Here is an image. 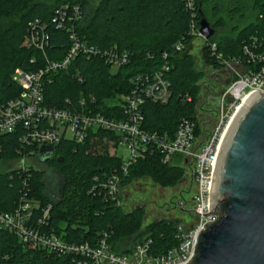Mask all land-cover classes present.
Segmentation results:
<instances>
[{
  "label": "trees",
  "instance_id": "obj_1",
  "mask_svg": "<svg viewBox=\"0 0 264 264\" xmlns=\"http://www.w3.org/2000/svg\"><path fill=\"white\" fill-rule=\"evenodd\" d=\"M26 1L0 0V54L11 66V70L0 80L1 102L20 94L12 79L17 69L36 71L45 64L41 52L24 46L29 25L40 22L47 26V56L51 60H59L70 48V41L67 32L57 30L52 24L54 12L62 4L79 3L84 10L83 19L77 25L79 38L101 52H125L129 61L120 68L112 69L102 56L87 59L78 55L69 70L51 73L45 78L44 104L66 109L68 101L76 104L80 99L89 103L94 100L96 111L107 117H120L122 108L119 103L131 92L135 77L140 73H154L169 64L171 99L165 105L146 102L142 107V128L147 133L172 137L182 119L197 121V110L204 97L199 85L200 77L204 76L205 69L210 74L220 70L221 66L212 57L207 45L198 49L200 58L189 52L193 37L189 35L191 13L186 7L187 0H57L53 6L41 1L28 6ZM191 1L198 12L197 23L202 19L209 22L208 17L217 18L211 26L216 31L225 24L221 15L224 9L232 18H244L246 5L250 6L251 10L257 11L255 22L243 29H236L235 35L217 37L215 34L210 40L217 44L218 53L225 58L241 59L247 66L246 46L254 54L264 51V0ZM15 16L19 17V22L9 23ZM178 43L184 45L180 52L175 48ZM165 53L168 54L167 59L163 57ZM198 59L203 64L201 71L196 67ZM187 96L191 98L190 102L186 100ZM217 99L218 96L215 98L216 112ZM201 133L198 125L197 134ZM22 134L19 130L1 139L3 152L0 157L19 159ZM105 136L112 135L99 131L91 136L85 146L64 141L56 147V153L45 164L55 167L62 177L57 200L47 195L44 171L30 167L26 173L17 169L1 174L0 212L13 211L20 198L27 193L38 204V208L34 209L36 218L41 216L44 208L52 206L47 231L67 242L95 243L103 233H108L116 252L122 251L118 249L122 241L143 236L153 240L158 253L173 247L177 244L175 227L180 220L164 219L144 224V209L126 212L123 206L91 193L96 184L95 178L105 179L115 172L119 173L123 166V160L109 155L107 145L102 144ZM93 138L101 143L96 152L91 150L95 146L91 143ZM121 175L123 188L147 177L153 178L161 186H168L177 184L187 176L183 167L165 165L159 152L140 157L126 176ZM0 264L73 263L43 249L23 245L12 232L0 229Z\"/></svg>",
  "mask_w": 264,
  "mask_h": 264
},
{
  "label": "built area",
  "instance_id": "obj_2",
  "mask_svg": "<svg viewBox=\"0 0 264 264\" xmlns=\"http://www.w3.org/2000/svg\"><path fill=\"white\" fill-rule=\"evenodd\" d=\"M186 7L191 13V47L199 49L205 45L209 46L212 57L221 66L220 70L226 69L232 79L229 86L224 87L217 95V112L212 125L203 121L197 110V121L182 119L172 137L167 134L147 133L142 128L144 104L151 102L165 105L171 99L169 64L154 73H140L135 77L131 92L119 103L122 108L120 117H107L96 111L94 100L89 103L80 99L76 104L68 101L69 106L66 109L46 106L45 78L51 73L69 70L78 55L87 59L102 56L112 69L120 68L129 61L125 52H101L97 47L90 46L79 38L77 25L82 21L84 14L79 3L62 4L54 12L52 24L57 30L67 32L70 41V48L59 60H51L47 56V26L40 22L29 25L24 46L41 52L45 64L36 71L17 69L12 79L20 89L19 96L6 102L0 101V155L3 152L1 139L21 130L23 134L19 139L18 169L24 173L29 172L32 167L28 164L29 160L39 162L40 157L52 158L56 147L64 141L85 146L91 136L99 131L111 134V138L115 140L112 156H118L119 145H125L131 151L130 159L123 162L119 173L115 172L105 179L95 178L96 184L91 189V193L104 196L117 206H123L127 198L124 197L125 188L121 187V174L126 176L129 168L140 157L159 152L165 165L183 167L187 176L191 175L195 191L190 203L180 198L178 209L193 217L189 222L181 221L176 225L177 244L158 253L154 249L153 240L143 236L140 239H132L127 248L116 252L108 233H103L95 243L67 242L47 231L52 206L48 205L42 210L41 216L36 218L34 209L38 208V204L31 200L27 193L20 198L13 211L0 212V229L12 232L23 245L70 259L73 264H190L193 261L198 236L208 222L217 219V216L209 213V207L212 173L222 139L248 97L254 92L264 94V51L254 54L246 46L244 53L248 58V66L242 63L241 59L225 58L218 53L217 44L210 39L206 40L201 34L194 2L187 0ZM175 48L180 52L184 45L178 43ZM163 57L167 59L168 54L165 53ZM229 98H232V102H229ZM186 100L190 102L191 98L187 96ZM198 125L202 129L199 135ZM208 125H211L210 130H207ZM42 146L52 147L54 152L40 154L39 149ZM189 204H192L193 210H189Z\"/></svg>",
  "mask_w": 264,
  "mask_h": 264
},
{
  "label": "water",
  "instance_id": "obj_3",
  "mask_svg": "<svg viewBox=\"0 0 264 264\" xmlns=\"http://www.w3.org/2000/svg\"><path fill=\"white\" fill-rule=\"evenodd\" d=\"M200 32L206 40L216 34L205 19L200 21ZM219 75L227 78L224 87L229 86L230 73L222 69L213 76ZM53 152L49 146L39 149L40 154ZM39 159L46 162L51 157ZM209 213L217 219L198 236L190 264H264V94L260 92L248 97L222 139L212 173Z\"/></svg>",
  "mask_w": 264,
  "mask_h": 264
},
{
  "label": "rangeland",
  "instance_id": "obj_4",
  "mask_svg": "<svg viewBox=\"0 0 264 264\" xmlns=\"http://www.w3.org/2000/svg\"><path fill=\"white\" fill-rule=\"evenodd\" d=\"M40 1L45 2L50 6H53L56 4L57 0H27L26 5L29 6L32 3L40 2ZM91 11L92 10H90V12ZM244 14H245L244 18H240V17L232 18L228 10L224 9L221 15L224 19L225 24L223 27L217 28L216 36L220 37L221 35H226V36L235 35L236 29H243L247 25L256 21L257 11L251 10L250 6L246 5V10H244ZM208 19L211 26L217 20V18L213 19L212 17H208ZM18 22H19L18 16H15L9 20V23H18ZM189 52L200 58V54L197 47H190ZM196 67L198 71H201L203 69V64L201 59L197 60ZM9 70H11V66L9 65L8 60L5 58V56L0 54V80L2 78V75H4ZM204 71H205L204 76L202 75V77H200L199 80V85L202 87V89L203 86L207 85L208 78L210 75L207 69H205ZM212 124L213 122L211 123V125ZM211 125L207 126V130L211 129ZM101 142L102 144L107 145L108 153L109 155H111L114 149L115 140L113 141L111 137L105 136L103 138V141ZM91 143L92 145H95L94 148L91 149L93 151L99 149L100 146L99 144H101L100 141L96 140L95 138L92 139ZM117 155L120 158H122L123 162H127L130 159L131 151L127 148V146L119 145L117 149ZM28 164L38 170L45 172L44 183L47 187V195L51 199L57 200L61 192L62 177L58 173L56 168L45 164V162L43 161L38 162L37 160L36 161L29 160ZM19 167H20L19 160H8L0 157V175L11 173L12 171L17 170ZM187 177L188 178L181 185L178 182L177 184H173V185L171 184L168 186L159 185L151 177L142 178L141 180L134 181L124 190V197L125 196L127 197L129 195L123 203L124 210L126 212H130L133 210L132 208L133 205L135 204L144 205L147 209L145 210L146 215H145L144 224L152 223L154 221L153 217L157 215H161L166 219L180 220L182 222L191 221L193 217L191 214L182 213L178 211L176 208L169 207V203L171 202L174 195H178V193L182 189L191 188L192 192L191 195L189 196V202H190L193 192L195 191V184L191 175H188ZM188 208L190 209V205L188 206ZM128 241L130 240H125L119 243L118 249L123 250L127 248L129 246Z\"/></svg>",
  "mask_w": 264,
  "mask_h": 264
},
{
  "label": "flooded vegetation",
  "instance_id": "obj_5",
  "mask_svg": "<svg viewBox=\"0 0 264 264\" xmlns=\"http://www.w3.org/2000/svg\"><path fill=\"white\" fill-rule=\"evenodd\" d=\"M217 71L219 70H214L213 72L210 73L207 85L203 86L204 97L202 98L201 104L198 107V111L201 115V119H203V121H205L206 123L208 121L209 124L213 122L216 113L215 98L218 95V93L224 88V84L227 80V78L221 75L214 77L213 75L217 73ZM191 192H192L191 188L180 190L178 195H174V197L172 198L171 202L169 203V207L176 208L179 211L178 203L180 198L182 197L183 199L188 201V203H190L189 196L191 195ZM189 205H190L189 210H193L192 204ZM137 207H141V209L147 210L144 205L135 204L132 206L133 210ZM164 219L166 218L161 215H157L153 217V220L155 221H160Z\"/></svg>",
  "mask_w": 264,
  "mask_h": 264
},
{
  "label": "crops",
  "instance_id": "obj_6",
  "mask_svg": "<svg viewBox=\"0 0 264 264\" xmlns=\"http://www.w3.org/2000/svg\"><path fill=\"white\" fill-rule=\"evenodd\" d=\"M129 242V241H128ZM130 243V242H129ZM130 245V244H129Z\"/></svg>",
  "mask_w": 264,
  "mask_h": 264
}]
</instances>
